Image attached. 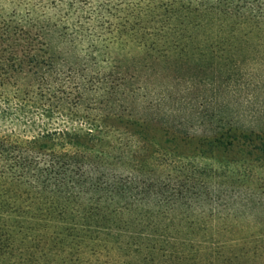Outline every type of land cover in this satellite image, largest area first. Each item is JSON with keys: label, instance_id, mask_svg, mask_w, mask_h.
I'll use <instances>...</instances> for the list:
<instances>
[{"label": "trees", "instance_id": "1", "mask_svg": "<svg viewBox=\"0 0 264 264\" xmlns=\"http://www.w3.org/2000/svg\"><path fill=\"white\" fill-rule=\"evenodd\" d=\"M6 1L0 264H264V0Z\"/></svg>", "mask_w": 264, "mask_h": 264}, {"label": "rangeland", "instance_id": "2", "mask_svg": "<svg viewBox=\"0 0 264 264\" xmlns=\"http://www.w3.org/2000/svg\"><path fill=\"white\" fill-rule=\"evenodd\" d=\"M8 11H10L8 2L6 0H0V12ZM242 51L243 54L248 57L247 66L253 67L257 70V76L252 80H254L255 84H258L259 88H251L248 91L241 90L238 92V96L241 98H246L247 96L249 98V95H252L253 100L251 104H241V100L240 103L233 104L234 109L236 107L235 110L238 113L236 120L237 123L242 126V129H248L254 132H264V48L257 47L255 44L248 47L243 45ZM258 52L260 53L258 54ZM174 64L175 62L172 58L166 62L164 61L159 63V68H167L165 71L167 72L170 68H174ZM179 70L182 71V76L185 78L187 68L185 66H181V68L179 67ZM189 148L190 147H188L186 142H178L176 144V149L180 152L186 151Z\"/></svg>", "mask_w": 264, "mask_h": 264}]
</instances>
